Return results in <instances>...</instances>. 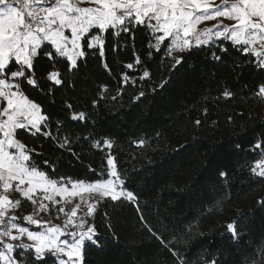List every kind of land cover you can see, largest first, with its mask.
<instances>
[{
  "label": "trees",
  "instance_id": "1",
  "mask_svg": "<svg viewBox=\"0 0 264 264\" xmlns=\"http://www.w3.org/2000/svg\"><path fill=\"white\" fill-rule=\"evenodd\" d=\"M106 40L111 72L103 68L98 51L89 52L87 61L80 62L73 86L56 87L54 95L47 97L25 89L29 98L52 114L53 124L68 116L65 100L76 111L88 113L87 121L69 122L61 133L80 138L72 145L76 155L23 130L17 135L43 153L35 157L38 163L43 166L48 159L55 165L56 177L95 180L97 175L89 168L99 172L112 154L121 179L126 175L127 188L139 195L140 213L126 200L106 198L98 204L92 223L102 247L87 244L83 264H175L145 222L165 242L182 232L186 245L180 251L188 264H204L205 258L217 257L219 264H250L264 247V207L258 203L264 200V178L251 171L264 154V147L253 150L258 141H264V97L256 95L264 72L231 43L224 44L225 53L219 46L195 48L173 70L163 52L148 58V45L154 40L147 29L136 30L134 39L130 35L117 38L110 31ZM136 57L141 63L127 69L125 65L135 64ZM49 65L41 55L35 61L36 75L46 76L52 70ZM55 67L66 72L67 62L60 59ZM145 69L150 79L121 86L122 73L136 78ZM41 87L53 86L44 81ZM225 90L233 96L225 97ZM140 92L146 95L135 100ZM93 100H98L96 107ZM105 138L114 142L111 148L102 143ZM141 139L147 141L145 147L136 146ZM96 140L101 141L99 146H93ZM220 171L228 173L226 181L219 177ZM31 207L30 201L22 199L17 213L27 214ZM233 220H238L243 234L239 243H233L225 227ZM47 264L56 261L50 258Z\"/></svg>",
  "mask_w": 264,
  "mask_h": 264
},
{
  "label": "snow or ice",
  "instance_id": "2",
  "mask_svg": "<svg viewBox=\"0 0 264 264\" xmlns=\"http://www.w3.org/2000/svg\"><path fill=\"white\" fill-rule=\"evenodd\" d=\"M220 17L233 23L225 25L220 20L212 28L197 27L203 21ZM138 29H147L154 40L149 42L148 58L152 59L153 52H163L165 58L171 59L173 70L195 48L219 46L225 53L228 49L224 44L231 43L241 55L251 56V63L264 72V0H219V3L214 0H0V264H47L50 258L56 264H83L87 244L102 247L95 224L87 223V217L95 215L98 203L105 198L113 202L126 200L134 203L140 213L139 195L127 188L126 175L121 179L114 155L106 156V166L99 172L89 168L97 175L95 180L56 177L55 165L44 159L43 166L52 170L51 173L46 171L35 159L43 153L17 138L18 131L23 130L30 136L52 140L58 148L75 156L72 145L80 138L61 133L67 131L69 122L87 121L88 113L76 111L73 103L65 100L68 116L53 124L52 114L29 98L25 89L37 90L47 97L54 95L56 87L66 83L73 86L80 62L87 61L89 52L95 55L98 51L103 68L111 72L105 55L108 32L117 38L130 35L134 39ZM117 50L118 45H114L113 51ZM174 52L180 55H173ZM41 55L50 62L52 70L38 77L35 61ZM60 59L67 62L66 72L55 67ZM140 63L136 57L135 64L125 67L133 70ZM136 79H150V72L145 69L136 78L122 73L121 86L129 83L135 86ZM44 81L53 87L42 88ZM160 87L162 89L164 84ZM145 95L140 92L134 99ZM223 95L232 97L233 93L225 90ZM256 95L264 97V83L258 86ZM50 103L54 104L55 100ZM97 105L98 100H93L92 106ZM195 123L199 126L201 121ZM102 143L111 148L114 142L105 138ZM135 143L138 147L147 145L144 139ZM100 144L99 140L93 141V146ZM262 147L264 141H258L253 150ZM251 171L264 178V159L257 161ZM227 176L226 171L219 172L222 180L226 181ZM14 193H19V198L13 199ZM85 193L93 202L85 199ZM76 198L80 202L66 211L65 206ZM22 199L32 203L33 212L21 217L16 211L22 208ZM82 203L86 204V210ZM258 203L264 207V200ZM49 205L56 209L57 218L60 213L64 214L62 225L38 218L40 212L51 211ZM140 219L143 221L142 213ZM22 221L41 230H32ZM144 227L164 244L175 264H188L180 251V247L186 245L182 232L165 242L146 222ZM225 227L233 243H239L243 234L238 220ZM204 264H219V258H205ZM250 264H264V247Z\"/></svg>",
  "mask_w": 264,
  "mask_h": 264
},
{
  "label": "rangeland",
  "instance_id": "3",
  "mask_svg": "<svg viewBox=\"0 0 264 264\" xmlns=\"http://www.w3.org/2000/svg\"><path fill=\"white\" fill-rule=\"evenodd\" d=\"M214 2L215 3H219V0H214ZM81 6H89V5L88 4H81ZM220 20H222L225 25H228V24H232L233 23L232 21H230V20H228L226 18L220 17V18H217L216 20H206V21H203L197 27L199 29H202V28H212L214 25H217L218 21H220ZM257 47H259V46L257 45ZM173 55H180V53L174 52ZM262 159H264V154L262 155V157H261L260 160H262ZM260 160H258V161H260ZM255 166H256V163L253 165V167H255ZM257 171H259V169H257ZM83 195H84L85 199L88 200L89 203L93 202L92 198H90L87 193H85ZM15 198H19V193H14L13 194V199H15ZM57 199H60V198L57 197ZM77 202H80L79 201V198H76L71 205H66L65 206V210L66 211H70V208L72 206H74L75 203H77ZM98 204H97V206H98ZM86 207H87L86 204H83L82 203V208L84 210H86ZM49 208L51 209V211H49V212H40L38 218H40L42 221H51V224H53V225H55V224H61L62 225L63 224V221L65 219L64 214L63 213H60L59 214V218H57V211H56V209L55 208H52V205H49ZM31 210L32 211H30L27 214H30V213L33 212V205L31 207ZM16 214L18 216H21V217L23 216V215H20L19 213H17V211H16ZM27 214H24V215H27ZM80 214L81 213L78 212V215H80ZM22 223H24V226L30 227L32 230H41V229L37 228L34 225L27 224L26 222H23L22 221ZM87 223H88V225H92L93 224L92 223V217H87ZM25 242H28V241H26V238H25Z\"/></svg>",
  "mask_w": 264,
  "mask_h": 264
}]
</instances>
